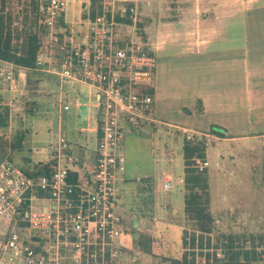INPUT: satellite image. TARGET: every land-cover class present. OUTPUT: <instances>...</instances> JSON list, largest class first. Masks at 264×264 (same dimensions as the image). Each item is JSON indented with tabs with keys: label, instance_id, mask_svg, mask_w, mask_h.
Segmentation results:
<instances>
[{
	"label": "built area",
	"instance_id": "built-area-1",
	"mask_svg": "<svg viewBox=\"0 0 264 264\" xmlns=\"http://www.w3.org/2000/svg\"><path fill=\"white\" fill-rule=\"evenodd\" d=\"M40 1L39 23L54 39L66 0ZM128 12L133 22L135 9ZM113 14L87 19L86 34L79 42L68 39L54 72L59 82L74 80L88 88L98 134L93 168L69 181L74 158L61 136L47 144L48 174L29 176L7 157L0 160V264H119L125 238L117 211L118 173L124 162L121 139L154 121L152 97L140 93L138 86L152 80L155 61L148 45L118 32ZM0 77L3 83L13 81L11 64L3 60ZM178 129L185 141L209 145L217 138L211 131ZM194 165L201 170L206 162L195 158ZM163 187H169L168 180ZM36 201L46 205L36 209ZM136 260L132 255L129 263Z\"/></svg>",
	"mask_w": 264,
	"mask_h": 264
},
{
	"label": "rangeland",
	"instance_id": "rangeland-1",
	"mask_svg": "<svg viewBox=\"0 0 264 264\" xmlns=\"http://www.w3.org/2000/svg\"><path fill=\"white\" fill-rule=\"evenodd\" d=\"M103 1V9L116 7V4L118 6L122 3L119 2L118 4V2H111V0ZM158 1L159 0H128V2L133 3L132 7L135 9L136 18L133 22L131 20V26L128 24H118L117 26L119 27H117V30L121 34H131L135 39H139L150 48L152 47V42H157V46L158 42L163 41V43L160 44L161 48L154 51V58L157 59L161 57V54L171 55V57L163 58L162 61L160 60L159 82L165 87L167 83L172 80L171 78H174L184 84V90L178 91L177 100L174 102V105H172V108L175 106L182 107L186 106V103L193 102L188 99L192 90L196 91L204 88L202 81L205 82V80L211 79L209 74H199V70L202 69L203 65H208L210 59L201 61V67L198 69L195 76L193 73V71L196 70V67H194L195 63H191L190 68V63L185 61L184 57L179 58V55H191L184 50V46H186L184 35H182L184 30L178 31L175 37L173 35L169 37L154 36L153 29L155 26L153 25L157 23V21L156 15L154 17L153 14V8L157 6ZM172 1L176 4H179L178 2L181 1L179 6H186V8L189 9H192L193 6H202L204 2L209 5L221 2V0ZM223 1H228L226 3L228 5L232 4V0ZM249 1L253 3L254 0H239V5L249 4ZM81 3L83 4L84 2L82 1ZM260 4L264 5V0H258L254 5ZM4 6L14 15L11 21L13 25L21 23L22 12L24 11L23 8H30L29 6L27 7L26 0H9ZM140 9L144 11V14L139 12ZM85 10H87L86 7L84 10L82 9L78 12L77 16L81 17L85 15ZM161 16L166 17L167 15L161 14ZM197 16H199V14ZM70 18L71 20L74 19V21L78 20L77 24L69 28L63 25L60 26L59 23H57V30L54 33V39L56 40L52 39L54 42H52L53 44L51 46H49V38L47 37L46 30L42 29L44 36H41L40 51L45 54L48 48L51 50L48 54L50 58L48 65L50 68H54L57 57H60L61 53L66 49L67 37L72 36V38L79 40L86 34V23H84L83 20H79L80 18L77 19L76 15H74L73 18V14ZM120 26L122 27L120 28ZM208 72L211 71L208 70ZM215 76L216 72L214 71L213 77L215 78ZM66 81L68 80L61 81L62 83L59 82L63 85L62 97L59 99V104H67L69 106V109L63 111L60 115L61 132L71 143L72 155L75 158L81 157L84 159V168H86L91 164L90 150L94 147L95 141L91 132L79 129L93 124L91 118L93 117L94 110L90 107L89 115L91 117H87V109L85 106L81 105L77 108L75 107L73 98L66 94L70 86V82ZM70 81L80 83L74 80ZM7 85L9 87H14L17 83L12 81ZM76 86L78 87L79 84ZM4 87L5 86L0 80V89L3 92H5ZM53 89L54 92L52 97L48 101H45L46 103H39L38 108L36 106L33 107V105L30 107L28 102H24L25 100L19 97L17 91H12V94L6 93V99L1 96L3 102L10 101V103L14 102L18 105V109L11 113L10 125H14L11 128L12 131L9 130V127L5 129L6 132H11L10 140H13L15 129H23L22 119H24L23 111L25 108H33L34 112L40 114L39 116L32 117L35 121H32V118L30 120L26 118L25 120V124L28 122L27 126L31 129L38 130L35 134L29 136L26 141L30 147L35 149L33 151L35 160L46 154L45 146L48 140V134H53L56 130V107L58 104L57 85L54 84ZM77 99L80 103H85L87 101L85 88L78 91ZM170 117H174L173 119H168L173 122L177 121L179 118V116L175 114ZM160 124L164 127V132ZM160 124L153 123L155 127L154 135H151V132H145L144 135L132 132L126 135L124 134V139H121V149L124 159L122 173L126 181L123 184L122 182L118 183L120 189H123L124 198L122 202V196L120 197V205L117 206V211L123 219L122 225L126 240H121L120 243L123 244L124 242L128 247L124 249H132L130 252L122 249V257L125 252H129L127 257L129 255L131 257V253H135L139 255V258L136 260L139 264H154L148 253L136 251L137 248H134L133 244L130 242V229L133 228L142 234L146 232L152 233L156 239L162 243L161 245L164 252L173 251L176 256L179 254V257L181 252H183L187 260L191 257L193 258L194 264H205L206 261L209 262V264H215L213 256L215 258H220L222 256L221 246L214 247L215 235L219 233L233 234L239 238V243L246 239L244 244L242 243V245L246 247L251 244L247 239L251 236L256 251L260 253L259 260L253 264H264V156L262 158L259 157V152L262 149L260 147L261 143L258 140H248L246 142L216 141V149H212L211 146L206 148L208 158L204 169L208 182L209 211L213 218V227L209 234H203L201 240L194 242L193 255H191L192 248L189 244L185 245V248H183L181 242L178 241L179 235L184 231H181V227L185 228L187 232L186 235L191 233V227L182 218L181 206H179L181 205V199H179V205L177 207L178 212H175L173 216L169 215L165 208V203L167 201L165 200L166 197H168L169 194L177 193V188H179L177 176H180L182 164L179 142L176 144V160H169L170 151L168 149V138L173 136V133L176 132L175 129L179 127L163 122ZM151 130L152 129H150V131ZM213 141H215V139ZM79 145H82V150H79ZM122 173H118V178H122ZM144 174H148L153 179L154 183V223L145 218H141L140 220L130 218L127 212L129 211L128 209L131 203L130 190L135 185L133 182ZM165 174H170L173 177L172 181L169 183L170 189H168V191L162 189V184L164 183L162 178ZM130 184L133 186L131 187ZM121 204H123V210L120 207ZM45 205V202L36 201V203H34V208L43 209ZM194 233L195 235L198 234L196 231H194ZM206 237H208V245ZM218 243L219 242L216 241V244ZM133 248L135 250H133ZM127 257L124 258L125 262L128 258L130 259V257ZM119 262L120 261H118V263Z\"/></svg>",
	"mask_w": 264,
	"mask_h": 264
},
{
	"label": "crops",
	"instance_id": "crops-1",
	"mask_svg": "<svg viewBox=\"0 0 264 264\" xmlns=\"http://www.w3.org/2000/svg\"><path fill=\"white\" fill-rule=\"evenodd\" d=\"M84 2L83 4L81 2ZM103 1V0H102ZM258 0L249 1V4L239 5V0H232V4H226L228 1L218 2L216 4H206L204 2L202 6H193L192 9L186 8V6H179L172 0H159L157 2V6L153 8L154 17L156 15V21L153 26L154 36L158 35L161 37H169L176 36L178 31L184 30L182 32L185 38L186 46H184V50L191 55H179V58L184 57L185 61L190 63L189 67L191 68V63H195L194 67L196 70L193 73L197 74L198 69L201 67V61L210 59L208 65H203L202 69H200V73L209 74L210 80L202 81L204 84V88L198 89L190 93L188 99L189 102L186 103V106H175L174 102L177 100L176 98L178 91L184 90V84L177 81L174 78L167 83L164 87L159 82V72H160V60L163 58H170L171 55H163L158 57V61L154 58V67L152 71V80L150 81L152 86L151 97H152V113L154 121L145 122L142 127L136 133L143 134L146 132H151V135H154L155 127L153 123H168L172 126H178L181 129L188 130H199V131H210L211 125H216L223 129V136H219L213 133L217 138L209 145L205 146L204 152V161H207L208 155L206 152V148L211 146L212 149H216V141L219 142H246L248 140H258L262 148L259 152V157L262 158L264 156V5H254ZM104 2V1H103ZM102 2V3H103ZM111 2H122L118 6L123 7V4H126L128 0H111ZM135 2V1H134ZM133 4L132 2H128ZM127 3V4H128ZM83 6H82V5ZM89 0H66V5L64 10L61 12L60 16L57 19V23L59 25H63L65 27L72 28L74 24H77V21L71 20L70 16L73 14L76 15V18L79 20H83L86 23V20L89 19L85 15L77 16L78 12L82 9L88 7ZM145 5V4H144ZM79 6V7H77ZM82 6V9H81ZM117 6V4H116ZM132 7V6H131ZM140 7V6H139ZM104 10V9H103ZM108 12L114 11L115 7H110ZM152 10V9H151ZM140 13L144 14L143 10L140 9ZM161 14L167 15L166 17L161 16ZM199 14V16H197ZM70 18V19H69ZM168 18V19H165ZM160 19V20H159ZM179 28V29H178ZM177 29V30H175ZM57 30V28H56ZM165 31V32H163ZM48 37V36H47ZM66 39L68 45V39ZM49 38V46H51L54 42L52 38ZM74 41L79 42L82 37L77 40L72 38ZM56 40V39H54ZM151 43V50L154 56V51L161 48L160 44L163 41ZM154 44V45H152ZM41 50V49H40ZM50 49L48 48L47 52L43 54L41 51L38 53L36 58V85L33 88L26 87L25 78H26V70L22 67H16L11 64L12 76L14 83H17L13 88L9 87L6 82H2L1 77L0 80L2 84L5 86L4 91L0 89V98L3 96L5 99L7 97L6 93L12 94V91H17L19 97H21L24 102H28L30 107L33 105L38 108L39 103H44L48 101L54 92L53 85H57V126L55 132L48 134V140L46 142V154L42 157L37 158L35 160L33 156L34 148L30 147L29 144L26 143L29 136L35 134L38 130L31 129L25 124L26 118L29 120L33 116H39L40 114L34 112V109L30 108L33 115H26L23 112L24 119H22L23 129H15L13 138L15 139L18 135H21V139L19 145H15L13 149H11L10 145L7 148L8 152H13V156L15 157L16 163L20 162L21 157H27L31 162H44L48 158L47 144L53 140H55L58 136L65 138L68 141L70 147V153L72 155L71 143L63 135L61 132V113L65 110L69 109V106L66 105V109H62L63 105L59 104V99L62 97L63 85L59 83L54 72L57 69V66L54 68H50L49 64V53ZM62 54V53H61ZM61 56V55H60ZM60 60V58H59ZM58 60V61H59ZM4 61V60H3ZM7 62V61H6ZM199 63V64H196ZM13 65V66H12ZM58 65V64H57ZM211 71V72H208ZM216 72L215 78L213 77V72ZM35 77V76H32ZM192 79V74H191ZM70 86L66 94L73 98V104L75 107H79L81 105L85 106L86 116L91 117L89 115L90 107L93 108L94 114L91 118L93 121L92 125H87L83 129L84 131L91 132L94 138V147L90 150L91 152V164H89L86 168H84V159L81 157L74 158V162L72 163L71 171H77L79 173V177L91 170L95 161V146L97 143L98 134L95 132V120H96V111L92 105H90V101L88 100V88L83 83H76L70 81ZM66 81V82H68ZM79 86L77 87L76 85ZM85 88L86 90V98L87 101L85 103H80L77 99L78 91ZM6 94V95H5ZM15 94V93H14ZM187 99V100H188ZM198 101V102H197ZM33 102V103H32ZM46 103V102H45ZM4 104L8 107V120L7 125L5 127H0V136L4 135L8 138V142H10L12 127L14 125H10L11 121V113L18 109V105L14 102L10 103V101L4 102ZM20 114V113H19ZM178 115L179 118L177 121H171L168 119H173L174 117H170L173 115ZM28 120V121H29ZM35 121V119H31ZM161 125V124H160ZM162 126V125H161ZM9 127V132H6L5 129ZM154 128V129H153ZM163 132H164V127ZM150 129H152L150 131ZM181 130H176L173 133V136L168 138V149L170 151V161L176 160L175 150L176 144L179 142V146L181 149L183 135L180 132ZM127 133H125L126 135ZM171 134V133H170ZM123 136L122 140L124 139ZM19 146V147H18ZM82 145H79V150H82ZM1 157L0 160L2 158ZM181 163H182V153H181ZM206 167V165H205ZM204 167V168H205ZM182 176H183V164H181V172L180 176H177V183H179V188H177V193L169 194L165 200V208L169 215L173 216L175 212H178L177 207L179 205V199H181V212L183 207L182 195H183V187H182ZM172 175L165 174L162 178L163 182L168 180V183L172 181ZM122 184L126 181L122 173L121 178ZM132 179V178H131ZM146 181L149 183L151 190V210L149 217L140 215L132 210V206H134L135 200L138 196L134 193V187L130 190L131 203L129 205V213L130 218L136 219H149L152 223H154V212H153V188L154 183L153 179L148 175L144 174L143 176L138 177L134 180L133 183H137L138 180ZM124 180V182H123ZM136 181V182H135ZM163 183V184H164ZM162 184V189L168 191L170 187L164 188ZM170 186V184H169ZM122 189V188H121ZM122 196V197H121ZM181 196V198H180ZM122 198L123 202V189L119 196ZM163 201V199H162ZM120 205V201H119ZM123 204H121L122 208ZM123 210V208H122ZM183 218V212H182ZM184 220V219H183ZM123 223V219H122ZM185 229L181 227V231ZM147 233V232H146ZM182 233L179 235L178 241L181 240ZM123 240H126L125 238ZM130 242L132 243V238L130 235ZM124 246L122 249L128 248L123 242ZM125 251H131L126 250ZM133 250H135L133 248ZM138 252H142L140 250H136ZM128 252V253H129ZM128 253H124L122 257V253L120 254L119 264H130L129 258L127 257ZM131 255H136L135 253H131ZM138 256V257H137ZM127 257V261L125 262L124 258ZM137 259L139 255H136ZM131 258V257H130ZM139 264L138 262H135ZM132 263V264H135Z\"/></svg>",
	"mask_w": 264,
	"mask_h": 264
},
{
	"label": "trees",
	"instance_id": "trees-1",
	"mask_svg": "<svg viewBox=\"0 0 264 264\" xmlns=\"http://www.w3.org/2000/svg\"><path fill=\"white\" fill-rule=\"evenodd\" d=\"M9 0H0V60L10 62L16 67H22L26 70L25 85L26 87L33 88L36 84L37 77V65L36 58L41 49V36L43 35L42 29L44 26L39 23L42 16V2L40 0H26L27 7L22 12V21L18 25L11 23L12 15L11 11H8L4 4H7ZM102 0H89L87 7L86 17L93 18L96 15L105 13L108 17V10H103ZM125 8L124 13H120V6H116L113 14L114 20L119 24H131V14L128 9L132 6L130 3L122 5ZM31 13V15H30ZM42 26H41V25ZM122 40L124 38L121 37ZM57 62L54 65L57 66ZM35 76V77H32ZM140 93L151 94V83H144L138 86ZM24 114L33 115L30 107L24 109ZM8 120V107L4 104L0 98V127H5ZM144 123L141 124V127ZM210 131L223 136V129L216 125L210 126ZM22 135V134H21ZM21 135H18L15 139L8 142V138L4 135L0 136V158L6 156L7 159L16 164L24 174L29 176H38L40 174L49 173V162H31L27 157H21L20 162L16 163L13 152H6L7 148H15V145H19ZM19 147V146H18ZM205 146L201 142L182 141L181 153L183 164V176H182V212L183 219L191 227V233L182 231L181 245L185 248L188 245L192 248L191 255H193V245L195 241L201 240L203 234H209L213 227V218L209 211V190L208 182L205 173V169L198 170L194 165V159H204ZM41 165V167H39ZM93 168V167H92ZM91 168V169H92ZM91 170L87 171L86 175H89ZM69 181L74 182L79 176L77 171L69 172ZM124 182V180H123ZM149 183L142 180H138L134 187V193L137 197L132 210L143 216H150L151 208V196H150ZM194 231L198 232L195 235ZM130 235L132 238V244L134 248L148 253L154 264H194L193 258L186 259V256L181 252L180 257L175 252H164L162 249V243L156 239L152 233H139L136 229H130ZM207 245H208V237ZM251 244L249 246L239 243V238L233 234L219 233L215 235L214 247L221 246L222 256L220 258H214L215 264H253L260 258V253L256 251L255 245L252 243V238H247ZM216 241L219 242L216 244ZM214 254V253H213ZM209 264V262H205Z\"/></svg>",
	"mask_w": 264,
	"mask_h": 264
}]
</instances>
